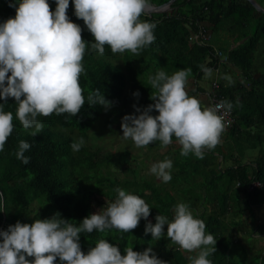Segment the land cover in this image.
Here are the masks:
<instances>
[{"label": "trees", "instance_id": "16d2710c", "mask_svg": "<svg viewBox=\"0 0 264 264\" xmlns=\"http://www.w3.org/2000/svg\"><path fill=\"white\" fill-rule=\"evenodd\" d=\"M166 1L150 0V3L156 6ZM12 2L0 0V23L5 17H15V8L9 7ZM48 3L50 10L55 11V0H48ZM67 15L82 28V38L86 42L82 61L85 74H81L79 80L86 103L74 117L67 113L38 116L44 128L32 136L33 129H24L15 118L17 105L14 98L7 100L4 110L13 113L14 129L4 150L0 151V231L7 230L17 221L31 224L42 217L48 219L57 212L79 226L85 217L92 214L93 205L107 208L114 202L118 195L114 190L119 187L145 200L151 207L149 216L154 224L159 214L171 221L177 203L183 202L190 209H197L194 217L203 220L206 234L217 240V251L208 257L213 264H264V246L248 260L246 250L238 244L242 235H250L254 227L257 231L264 230V217L250 227L239 219L247 212L253 221L251 206H264V67L258 68L262 64L254 55L259 38H264V13L255 10L247 0H172L166 10L145 13L140 17L141 21L154 23L156 27L153 30L155 41L139 55L129 51L113 54L107 45L104 54L100 55L91 49L94 38L83 20L75 16L73 0H69ZM224 22L237 38H234L238 41L234 45L225 49L215 47L211 37L200 43L189 42L188 36L198 24L212 33ZM214 48L220 49L226 57L219 64L220 70L231 72V68H235L238 72L231 73H234L233 78H237H234V84L218 81V91L223 100L233 105L234 120L225 132L230 139L243 138L249 147L256 145L257 154L253 159L229 158L230 163L222 165L230 156L215 154L213 149L205 150L203 159L191 153L181 156L179 145L175 149L177 154L170 157L174 167L172 179L167 183L168 187H164L153 179L136 178L130 165L123 169V177H116L111 165L116 158L121 163L127 162L124 151L114 157L101 152L99 147L83 145L76 152L71 149L70 145L81 137L84 139L92 123L105 112L101 105L89 106L87 96L91 91L98 88L112 105L119 104L125 98L123 69L128 70L132 66H136L135 79L139 82L146 79L147 71H153L154 75L159 70L173 74L190 68L192 80L189 82L191 86L195 85V79L203 72L200 66L212 69L217 63ZM142 90L144 95L139 98V104L143 108L152 103L146 95L155 89ZM3 103L0 100V104ZM21 140L31 145L24 153L30 157L27 165L15 155ZM174 140L175 137L172 138ZM131 173L133 175L128 178ZM252 181L258 185L248 189ZM101 196L108 202L100 199ZM35 207L38 210L32 215ZM145 221L142 218L138 227L129 233L116 229L81 233V250L87 254L99 239H105L118 246L122 255L126 254L124 249L127 247L138 252L152 247L156 256L166 264H189L176 245L167 246L163 237L154 242L151 233L145 235ZM56 264H61L58 258Z\"/></svg>", "mask_w": 264, "mask_h": 264}, {"label": "clouds", "instance_id": "9594fccd", "mask_svg": "<svg viewBox=\"0 0 264 264\" xmlns=\"http://www.w3.org/2000/svg\"><path fill=\"white\" fill-rule=\"evenodd\" d=\"M55 11L50 10L48 0H13L9 7L15 8V17L0 23V151L13 132V113L5 111L4 105L14 98L17 105L15 118L24 129H33L36 136L44 125L38 116L47 117L69 114L76 116L86 103L79 83L85 74L83 58L86 42L82 28L73 23L68 15L69 0H55ZM74 14L82 19L94 42L91 49L103 55L105 46L113 54L140 51L155 41L156 25L141 21L140 17L151 7L150 0H73ZM18 5V6H17ZM206 77L212 69L200 66ZM191 69H181L168 75L159 70L149 76L148 83L155 91L153 103L141 109L135 104L134 114L125 115L121 121L122 138L131 140L136 147H146L159 141L168 146L175 137L181 146V156L190 153L204 158L205 150H212L220 143L225 130L221 110L230 111L233 105L221 101L214 106H202L201 102L186 91ZM223 79L234 84L230 76ZM139 97L140 93H133ZM89 106L101 105L105 110L111 102L97 88L87 96ZM158 115H152L153 111ZM84 145L83 137L70 147L76 152ZM31 145L21 140L16 158L23 164L30 163L25 151ZM173 162L165 159L151 165L150 173L164 183L171 181ZM118 195L105 210L85 217L79 226L55 213L51 218L38 219L31 224L17 221L7 230L0 231V264H166L153 252L152 247L142 252L132 247L120 248L105 239H99L87 254L79 243L81 233H101L116 229L129 233L138 227L143 218L147 221L151 207L143 198L121 188ZM171 221L157 215L156 223H146L145 235L160 240L165 235L182 250L196 255L188 257L189 264H213L208 258L216 249L217 240L206 234L203 220L195 218L186 203H177ZM31 257L32 259H28Z\"/></svg>", "mask_w": 264, "mask_h": 264}, {"label": "rangeland", "instance_id": "374dc122", "mask_svg": "<svg viewBox=\"0 0 264 264\" xmlns=\"http://www.w3.org/2000/svg\"><path fill=\"white\" fill-rule=\"evenodd\" d=\"M257 3L264 7V2L261 0H258ZM226 25V26H224ZM228 23L224 22L216 27L215 30L211 33V41L214 44V46L221 47L222 49H225L232 44L234 40V35L231 34V30L227 27ZM237 39V38H235ZM254 55L256 59L262 64L259 69H262L264 67V38L261 37L258 40L256 50L254 51ZM131 71V72H127ZM136 66H132L130 69L125 70L123 69L124 75H125V98L120 100L119 104L112 105L111 107L103 114H101L90 126V128L86 131V137L84 138V145H87L90 148L99 147L101 152L110 153L114 157H116L118 154L122 153L123 151L126 152V158L128 159L126 163H121V160L119 158H116L111 167H113V173L116 177L121 178L124 175V168H126L128 165L132 166L134 168V174L136 178H143L145 180L147 179H153L155 183L162 185L164 187H168L167 183L162 182L160 179H158L155 175L150 173V167L152 164L161 162L165 159H170L172 155H176V147L179 146L177 140L172 141V143L168 146H162L159 145H152L151 143L146 147H136L134 143L129 139L125 140L122 138L123 132L121 129V121L122 118L125 115H130L135 113V109L133 108V105L135 104L137 107H140L139 104V98L143 97L144 92L141 90L151 88V85L148 83L149 76H154L153 71H147L146 73V79H141L140 82L135 79L136 75ZM234 74V73H233ZM232 74V75H233ZM168 75H171L168 73ZM224 77V73L222 70H218L216 73L214 69L212 68V74L210 77H206L204 72L201 73V75L195 79V85H190L189 80L191 81V76H188L187 84H186V91L191 96L197 98L202 106H211L208 102L207 98L203 96L202 91H207L210 88V82L213 78H216L218 81L222 80ZM237 79L236 77H234ZM224 80V79H223ZM152 89V88H151ZM139 92V97H135L133 93ZM151 94L146 95L147 100L152 101L150 99ZM153 103V101H152ZM141 109L145 107H140ZM157 113L155 110L153 111L152 115ZM108 120V121H107ZM245 141L243 138L238 139H230L227 136V133L225 130L221 134L220 137V143L213 149L215 154L222 153L224 156H230L224 160L221 164H229L230 159L233 160V158H238V160L241 161H247L251 160L256 156L257 154V147L246 145L244 143ZM172 153H171V152ZM171 153V154H170ZM230 158V159H229ZM220 160V157L218 156V159ZM174 167H172L171 172L173 173ZM133 174H128L127 177L131 178ZM100 199L108 202L106 197H99ZM34 205V203H32ZM252 211L254 213L255 219L251 221V219L248 216L247 212H244L242 215H240L239 219L244 220V222L247 224L248 227L255 226L263 217H264V206H251ZM105 207H100L98 205L92 206V214L96 212H101L105 210ZM38 210V207H35V209L31 212L33 215L34 211ZM192 213L197 211V209H190ZM52 216H49L48 218H51ZM41 220L46 219L45 217L39 218ZM38 220V219H36ZM151 222L153 225L152 218L149 216L146 223ZM167 232V225H165V235L163 238L165 239V242L168 245H174L169 238L166 236ZM152 237V235H151ZM243 238H240L238 241V244L243 247L246 250L247 259L249 260L252 258V256L256 255L264 246V230L257 231V229L254 227L253 231L250 235H242ZM154 242H156L155 239H153ZM157 246V243H156ZM179 250L186 256L187 260L190 255H195V253H190L185 250H182L178 245H176ZM241 256V253L240 255ZM189 261V260H188Z\"/></svg>", "mask_w": 264, "mask_h": 264}, {"label": "built area", "instance_id": "2783aa9c", "mask_svg": "<svg viewBox=\"0 0 264 264\" xmlns=\"http://www.w3.org/2000/svg\"><path fill=\"white\" fill-rule=\"evenodd\" d=\"M166 10V9H165ZM12 18V17H5L3 19V22H5L7 19ZM211 37V33L208 31V29L202 25L198 24L195 31L191 33V35L188 36L189 42H196L200 43L201 41L208 40ZM214 55L218 59L217 63L213 66V69L215 73L219 70L220 68V63L226 59L225 55L222 53V51L218 48H214ZM219 83L216 78H213L212 81L210 82V88L206 91V98L208 102L210 103L211 106L216 105L217 103L224 101L222 94L218 91ZM220 114L224 117L225 121V129L229 128L232 123H233V114L232 111H223L221 110ZM258 182L252 181L248 189H252L253 187L257 186Z\"/></svg>", "mask_w": 264, "mask_h": 264}, {"label": "water", "instance_id": "95a60500", "mask_svg": "<svg viewBox=\"0 0 264 264\" xmlns=\"http://www.w3.org/2000/svg\"><path fill=\"white\" fill-rule=\"evenodd\" d=\"M172 0H168L160 5H152V7L146 12L147 14H150L152 12H157V11H164L165 8L168 7V5L171 3ZM255 10L258 12L264 13V7L260 6L255 0H247Z\"/></svg>", "mask_w": 264, "mask_h": 264}, {"label": "crops", "instance_id": "0c3cea01", "mask_svg": "<svg viewBox=\"0 0 264 264\" xmlns=\"http://www.w3.org/2000/svg\"><path fill=\"white\" fill-rule=\"evenodd\" d=\"M165 9H167V8H165ZM237 42H238V41H233L232 44H235V43H237ZM215 47H217V46H215ZM228 68H229V66H228ZM219 69H220V68H219ZM233 71H234L235 74L238 73L237 70H236L235 68H231V72H229V71L226 70V69H225V70H222V72L224 73V76H225V75L230 76V77L232 78V80H234L233 76L231 75V73H232ZM222 80H223V79H222ZM223 83L226 84V83H228V81L224 79V80H223ZM202 93H203L202 95L205 96L206 91H202ZM218 161H219V160H218Z\"/></svg>", "mask_w": 264, "mask_h": 264}]
</instances>
